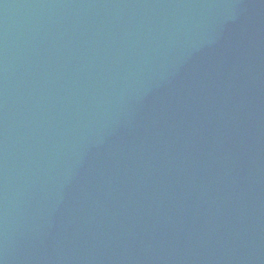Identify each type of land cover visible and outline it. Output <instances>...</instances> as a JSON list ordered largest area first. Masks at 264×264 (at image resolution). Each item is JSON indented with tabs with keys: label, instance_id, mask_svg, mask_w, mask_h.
<instances>
[{
	"label": "water",
	"instance_id": "95a60500",
	"mask_svg": "<svg viewBox=\"0 0 264 264\" xmlns=\"http://www.w3.org/2000/svg\"><path fill=\"white\" fill-rule=\"evenodd\" d=\"M0 264H264V0H0Z\"/></svg>",
	"mask_w": 264,
	"mask_h": 264
}]
</instances>
